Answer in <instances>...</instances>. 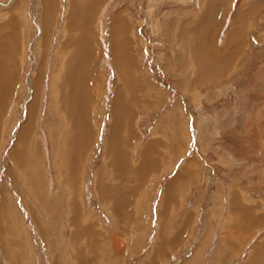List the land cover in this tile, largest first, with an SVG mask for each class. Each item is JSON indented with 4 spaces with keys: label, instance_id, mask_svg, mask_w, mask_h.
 Returning <instances> with one entry per match:
<instances>
[{
    "label": "rangeland",
    "instance_id": "374dc122",
    "mask_svg": "<svg viewBox=\"0 0 264 264\" xmlns=\"http://www.w3.org/2000/svg\"><path fill=\"white\" fill-rule=\"evenodd\" d=\"M72 35L91 50L78 110L58 81ZM0 59V264H245L264 234V0H0ZM63 116L87 124L79 155Z\"/></svg>",
    "mask_w": 264,
    "mask_h": 264
},
{
    "label": "bare ground",
    "instance_id": "6f19581e",
    "mask_svg": "<svg viewBox=\"0 0 264 264\" xmlns=\"http://www.w3.org/2000/svg\"><path fill=\"white\" fill-rule=\"evenodd\" d=\"M80 4H84V3L80 2ZM78 5L79 3L75 4V8H77ZM82 13H84V11L77 9H74L72 11L68 19V25L71 30L75 32H77L76 30L82 31L83 26H86L85 18H83ZM85 16H87V12L84 14V17ZM82 38H85V35L84 37L82 36ZM82 38L81 35H80V39H78V37H76L75 35L68 36L65 42L62 44L60 54L57 55L58 62H61V66H60L61 72L58 75V81L60 83V87L63 92L62 94L64 95V104H68L69 107H71L74 110H78L80 107V101H78L79 99H77L78 97L76 96V94H78L81 91V89L84 92L85 89L84 64L87 65L86 59H88L89 57V56L87 57V55L88 52L91 51L89 48V44H86L88 42H86L85 39L82 40ZM87 46H88V50H85V47ZM1 47L2 50L6 51L5 44H2ZM83 59H85V62H83ZM6 66L7 64L5 59L2 60L0 59V93H2L5 90L8 84L7 82L8 79L7 77H5V71L8 72V70H6L8 69V66L7 67ZM2 98L3 96H1L0 94V99ZM55 109L57 114L60 113L61 115H65L64 111L60 112V109L58 110L57 108ZM75 114L76 112H74V115ZM75 116L77 117V115ZM74 118H75L74 116L73 117L63 116L64 121H66V123L62 127V131L64 130L65 132V133L62 132L64 137L63 146L65 153L66 151H68L70 143L75 144L73 147H71L70 151L75 155H79L82 152L84 146L86 145L85 138L87 137L88 127H86L87 124L85 121ZM30 125L31 124L28 122L27 125L22 129L20 133L21 139L24 137L26 133L25 131L26 128L28 130V127ZM114 141H117L116 137L114 138Z\"/></svg>",
    "mask_w": 264,
    "mask_h": 264
},
{
    "label": "crops",
    "instance_id": "0c3cea01",
    "mask_svg": "<svg viewBox=\"0 0 264 264\" xmlns=\"http://www.w3.org/2000/svg\"><path fill=\"white\" fill-rule=\"evenodd\" d=\"M245 264H264V234L255 241L254 248Z\"/></svg>",
    "mask_w": 264,
    "mask_h": 264
}]
</instances>
